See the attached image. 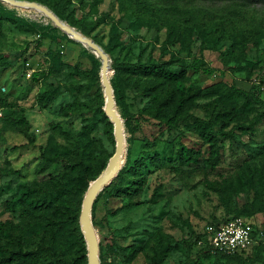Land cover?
Here are the masks:
<instances>
[{
	"label": "rangeland",
	"instance_id": "1",
	"mask_svg": "<svg viewBox=\"0 0 264 264\" xmlns=\"http://www.w3.org/2000/svg\"><path fill=\"white\" fill-rule=\"evenodd\" d=\"M33 1L108 56L124 147L94 224L91 209L99 264L264 262V107L235 92L264 103V1ZM195 60L201 70L174 80L159 73L131 80L117 71L144 63L175 69ZM0 63L4 231L2 224L17 223L19 214L7 202L21 199L23 184L35 179L49 141L68 156L75 140L91 143L97 168L114 153L115 139L101 60L42 13L0 1ZM193 118L233 135L207 139ZM231 216L252 224L251 249L240 258L205 253L197 234ZM84 244L79 264H87Z\"/></svg>",
	"mask_w": 264,
	"mask_h": 264
},
{
	"label": "trees",
	"instance_id": "2",
	"mask_svg": "<svg viewBox=\"0 0 264 264\" xmlns=\"http://www.w3.org/2000/svg\"><path fill=\"white\" fill-rule=\"evenodd\" d=\"M33 1V0H27ZM264 0H246L247 3H255ZM53 13L57 14L56 11ZM233 58L236 57L232 53ZM1 65V63H0ZM202 62L193 61L188 65H179L175 69L144 63L134 64L128 67H119L118 72L125 71L126 79H147L157 75L168 80L183 77L187 73L201 70ZM209 72L208 69H203ZM235 92L244 95L246 99L259 101L257 94H250L242 90ZM193 126L207 139L214 140L222 135L231 137L233 130L220 134L214 131L212 122L193 118ZM243 130L241 126L235 127ZM69 156L60 153L51 141L44 148L35 171V179L23 184L25 190L21 199L7 202L13 213H19L14 220H8L0 229V264H79L81 258H85V244L79 224V215L84 194L90 184L99 177L108 163V159L100 167L95 168L92 159L94 152L89 142L80 139L73 142ZM39 177L40 179H38ZM113 183L105 186L98 194L92 205V218L100 197L111 194ZM238 218L237 216L225 217L213 221L209 225L219 226L222 223ZM1 228V225H0ZM206 233H198L197 241L204 244L203 251L210 254L207 246ZM252 247V246H251ZM237 251L232 255L213 254L218 257L240 258L250 249ZM2 254V255H1ZM264 264V262H261Z\"/></svg>",
	"mask_w": 264,
	"mask_h": 264
},
{
	"label": "water",
	"instance_id": "3",
	"mask_svg": "<svg viewBox=\"0 0 264 264\" xmlns=\"http://www.w3.org/2000/svg\"><path fill=\"white\" fill-rule=\"evenodd\" d=\"M11 7L20 9H31L45 15L56 27L61 29L75 41L88 47L101 60L100 80L105 97V114L110 119L114 129L115 150L110 157L106 168L101 175L88 187L81 205L79 216L80 227L84 236L87 248V264H99L98 241L91 221V209L98 193L108 185L117 172L123 155L124 139L122 123L114 108L113 89L109 80V60L104 50L92 39L83 36L65 23H63L48 7L35 1L27 0H0Z\"/></svg>",
	"mask_w": 264,
	"mask_h": 264
},
{
	"label": "built area",
	"instance_id": "4",
	"mask_svg": "<svg viewBox=\"0 0 264 264\" xmlns=\"http://www.w3.org/2000/svg\"><path fill=\"white\" fill-rule=\"evenodd\" d=\"M205 233L208 249L213 254L232 255L250 248L255 239L252 224L241 217L230 219L219 226L208 225ZM199 243L202 244V241Z\"/></svg>",
	"mask_w": 264,
	"mask_h": 264
}]
</instances>
